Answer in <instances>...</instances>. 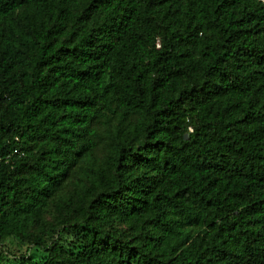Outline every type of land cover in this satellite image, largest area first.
<instances>
[{
  "label": "trees",
  "instance_id": "16d2710c",
  "mask_svg": "<svg viewBox=\"0 0 264 264\" xmlns=\"http://www.w3.org/2000/svg\"><path fill=\"white\" fill-rule=\"evenodd\" d=\"M0 264H264V0H0Z\"/></svg>",
  "mask_w": 264,
  "mask_h": 264
},
{
  "label": "rangeland",
  "instance_id": "374dc122",
  "mask_svg": "<svg viewBox=\"0 0 264 264\" xmlns=\"http://www.w3.org/2000/svg\"><path fill=\"white\" fill-rule=\"evenodd\" d=\"M30 251L35 252V249L27 244H22L13 238L5 240L3 249L0 246V254L4 256L6 263H10L16 256Z\"/></svg>",
  "mask_w": 264,
  "mask_h": 264
}]
</instances>
